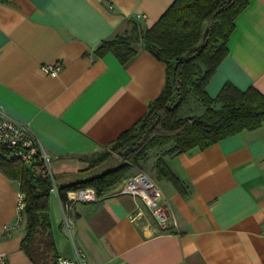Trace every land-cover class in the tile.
Here are the masks:
<instances>
[{
  "label": "crops",
  "instance_id": "0c3cea01",
  "mask_svg": "<svg viewBox=\"0 0 264 264\" xmlns=\"http://www.w3.org/2000/svg\"><path fill=\"white\" fill-rule=\"evenodd\" d=\"M173 1L0 0V105L27 122L49 153L57 188L133 126L165 81V64L139 44L125 63L93 49L128 32L131 20L149 27ZM226 45L207 93L214 97L231 81L264 94V0L249 1ZM53 63L61 64L57 75L41 71ZM203 110L193 98L181 116ZM167 147L140 163L161 191L164 224L140 198L116 193V185L96 200L75 203L74 243L61 228L60 198L50 192L58 255L73 257L76 244L88 264H264V123L204 149L163 155L186 195L156 172ZM18 190V181L0 170V250L11 264H35L21 248L23 221L3 229L16 218Z\"/></svg>",
  "mask_w": 264,
  "mask_h": 264
},
{
  "label": "trees",
  "instance_id": "16d2710c",
  "mask_svg": "<svg viewBox=\"0 0 264 264\" xmlns=\"http://www.w3.org/2000/svg\"><path fill=\"white\" fill-rule=\"evenodd\" d=\"M249 1L174 0L149 27L143 28L138 21L131 20L128 32L102 40L93 49L96 56L111 52L119 62L125 63L136 54L135 45L139 44L165 64V81L144 115L122 131L109 150L91 158L88 167L115 153L118 160L114 166L58 186L62 199L67 190L86 186L95 188L98 196L103 194L134 174L151 150L165 146L168 147L155 161L156 172L186 195L188 189L168 167L163 155L204 149L264 123V94L255 86L240 89L226 81L214 97L205 89L227 55L226 44L234 21ZM190 94L204 110L200 114L180 116ZM0 170L17 180L19 190L25 194L21 248L35 264H55L58 253L49 219L52 180L46 168L34 159L30 162L18 159L0 145Z\"/></svg>",
  "mask_w": 264,
  "mask_h": 264
},
{
  "label": "built area",
  "instance_id": "2783aa9c",
  "mask_svg": "<svg viewBox=\"0 0 264 264\" xmlns=\"http://www.w3.org/2000/svg\"><path fill=\"white\" fill-rule=\"evenodd\" d=\"M140 18L144 15L140 14ZM45 74L57 75L61 70V64H43L40 67ZM0 145L5 147L9 153L24 162L36 160L42 164L51 180L52 186L50 192L56 193L60 198L62 218L61 228L75 243V219L73 217V208L77 202L93 201L98 198L95 188L91 186L70 189L66 191L62 199L58 193V188L50 168V155L29 127L28 123L10 116L0 105ZM116 193H128L140 198L148 207L151 214L156 218L158 223L164 224L167 219L165 207L161 203V191L155 180L143 171H138L126 177L116 191ZM25 205V194L18 190L16 196V218L12 223L4 225V231L22 224V211ZM1 236V233H0ZM0 264H11L5 252L0 250ZM55 264H88L83 249L74 244V256L66 257L58 255Z\"/></svg>",
  "mask_w": 264,
  "mask_h": 264
},
{
  "label": "rangeland",
  "instance_id": "374dc122",
  "mask_svg": "<svg viewBox=\"0 0 264 264\" xmlns=\"http://www.w3.org/2000/svg\"><path fill=\"white\" fill-rule=\"evenodd\" d=\"M193 98H196L193 94H190V96H188V100L186 101V103H184V105L182 106V108L179 112L180 116L183 115V113H185L186 108H188L190 106ZM201 106L203 107L202 104H201ZM109 148H110V146H108L107 148H104L101 152L109 150ZM100 153H98V155ZM116 160H118L117 154L113 153V154H111V156L106 158L104 161H102L96 165H93L91 167L79 170L78 173L72 178L73 179L72 182L79 181L81 179L90 177L91 175L99 174V173L111 168L112 166H114V163L116 162ZM145 164H147L146 166L148 167V163H145ZM50 166H51V162H50ZM138 171H143V172L147 173L150 177H152V175L150 174V171L148 169H146L145 166H144V168H141V167L137 168L134 173H136ZM51 173H52V176H53L55 182L57 183L56 174H55L53 169H51ZM119 185H121V183ZM49 219H50V222L53 224L52 213H49ZM52 232H53V230H52ZM54 237H55V235H54ZM54 240H55V238H54Z\"/></svg>",
  "mask_w": 264,
  "mask_h": 264
}]
</instances>
